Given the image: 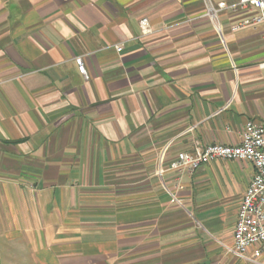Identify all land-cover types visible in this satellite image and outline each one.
Listing matches in <instances>:
<instances>
[{
	"label": "crops",
	"instance_id": "0c3cea01",
	"mask_svg": "<svg viewBox=\"0 0 264 264\" xmlns=\"http://www.w3.org/2000/svg\"><path fill=\"white\" fill-rule=\"evenodd\" d=\"M205 11L0 0V264H251L224 246L254 167L168 170L264 125V26L233 31L246 14L225 11L216 29Z\"/></svg>",
	"mask_w": 264,
	"mask_h": 264
},
{
	"label": "built area",
	"instance_id": "2783aa9c",
	"mask_svg": "<svg viewBox=\"0 0 264 264\" xmlns=\"http://www.w3.org/2000/svg\"><path fill=\"white\" fill-rule=\"evenodd\" d=\"M204 3V17L208 18L216 29H219L221 13L225 11H240L246 14L242 20L233 24V31L248 26H264V0H238L232 5L225 1L216 3L213 0H204ZM140 28L143 36L153 33L147 18L140 21ZM122 50V45L117 47L118 52ZM75 63L79 72L88 79L83 58H76ZM220 160L251 164L255 169L238 210L232 245L224 248L228 254L247 263L264 264V125L248 121L242 133L241 143L235 146L214 144L197 149L195 153L180 152L169 164L168 170L182 178L184 175H193L202 166ZM162 173L163 171H160V174Z\"/></svg>",
	"mask_w": 264,
	"mask_h": 264
},
{
	"label": "rangeland",
	"instance_id": "374dc122",
	"mask_svg": "<svg viewBox=\"0 0 264 264\" xmlns=\"http://www.w3.org/2000/svg\"><path fill=\"white\" fill-rule=\"evenodd\" d=\"M205 4V3H204Z\"/></svg>",
	"mask_w": 264,
	"mask_h": 264
}]
</instances>
